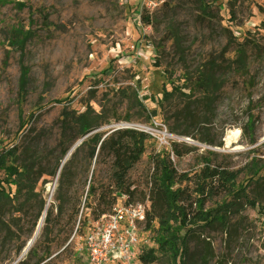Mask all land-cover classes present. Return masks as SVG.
I'll use <instances>...</instances> for the list:
<instances>
[{
  "label": "rangeland",
  "instance_id": "374dc122",
  "mask_svg": "<svg viewBox=\"0 0 264 264\" xmlns=\"http://www.w3.org/2000/svg\"><path fill=\"white\" fill-rule=\"evenodd\" d=\"M260 7L264 0H13L0 9V181L12 164L33 166L41 176L29 198L12 193L0 203V264H90L86 238L97 222L98 195H89V185L108 187L111 171L97 165L96 156L91 162L80 145L124 124L149 136L129 173L134 203H146L154 176L150 156L163 150L189 176L175 188L193 197L206 157L235 174L226 190L206 195L213 222L188 234L182 262L264 264ZM16 30L30 37L24 46L13 44ZM82 114L100 127L79 138ZM13 146H20L15 157L7 154ZM67 180L75 182L69 194L76 191L80 199L72 230L66 217H57ZM116 196L115 205L128 199ZM43 202L53 210L52 223L43 233L44 221L18 261L36 233ZM157 228V222L138 226L134 264H145L140 257L157 249ZM150 264L171 263L163 256Z\"/></svg>",
  "mask_w": 264,
  "mask_h": 264
},
{
  "label": "trees",
  "instance_id": "16d2710c",
  "mask_svg": "<svg viewBox=\"0 0 264 264\" xmlns=\"http://www.w3.org/2000/svg\"><path fill=\"white\" fill-rule=\"evenodd\" d=\"M12 2L13 0H0V9ZM24 6L25 4L21 2L17 3V7L19 8H23ZM260 10L264 14V8L260 7ZM262 28L264 29V22ZM29 38V36L22 35L21 30H16L13 38L15 43L13 44L24 46ZM243 51L241 50L240 52L243 53ZM26 76L27 72L24 69L21 79V90L24 94L26 93L27 85ZM207 81L202 82L201 85L207 86ZM142 108H145L144 105H142ZM152 115L154 116L155 112L150 113V116ZM76 126L79 138L100 127L98 124H91L85 114L77 118ZM110 131L108 135L105 132L90 135L80 145L82 148H87L91 162L96 156V164H104L111 171L108 187L105 185L95 187L92 182L89 185V195H98L97 216L94 221L99 220L101 215L111 212L113 206L116 204V194L118 193L128 197L126 200L127 204L134 203L133 198L136 190L133 189L132 183L129 180V173L145 154V141L149 138L143 131L123 127H111ZM178 147L179 144L175 143L172 148L176 157L181 156ZM19 149L20 146H13L7 154L15 157ZM66 150L63 152L65 153ZM213 154L214 152L212 151L208 152L209 156ZM1 158L0 156V161ZM150 159L154 164V176L147 198L149 209L147 210L144 223L147 229L154 227V223L157 222L158 228L155 236L157 249H151L148 254L141 256L140 259L145 264H150L164 256L171 264H184L182 259L188 234L200 225H210L213 222L212 211L206 208V195L214 197L218 192L226 190L228 185L234 181L235 174L222 165L213 164L212 159L206 157L204 159V166L196 173V187L193 190L195 197H193L190 191L175 188L177 184L189 180V176L180 174L177 171L170 158L169 150H163L154 156H150ZM4 171L6 178L0 181V203L10 201L12 193L14 197L24 196L29 198L34 193L41 177L34 172L36 171L35 167L33 168V166L26 164L21 166H15L14 164L5 165ZM67 183L69 189L60 199L62 203L57 208V217L60 222H62L63 217H66L72 224V230L79 215L80 199L77 197L76 191L69 194L75 182L67 180ZM63 184H65L64 177L60 179V187ZM13 187H15L14 192L12 191ZM41 205L43 208L35 222L37 224L46 211L43 232L45 233L52 223L53 210L45 208V202L41 203ZM252 205L256 206L255 203Z\"/></svg>",
  "mask_w": 264,
  "mask_h": 264
},
{
  "label": "built area",
  "instance_id": "2783aa9c",
  "mask_svg": "<svg viewBox=\"0 0 264 264\" xmlns=\"http://www.w3.org/2000/svg\"><path fill=\"white\" fill-rule=\"evenodd\" d=\"M126 125L129 124L113 127L128 128ZM139 131L146 132L145 129ZM148 209V200L146 203L132 204L125 201L115 205L105 218L97 220L86 238L88 263L108 264L115 261L117 264H134L138 259L135 252L138 243L137 229L145 222Z\"/></svg>",
  "mask_w": 264,
  "mask_h": 264
},
{
  "label": "water",
  "instance_id": "95a60500",
  "mask_svg": "<svg viewBox=\"0 0 264 264\" xmlns=\"http://www.w3.org/2000/svg\"><path fill=\"white\" fill-rule=\"evenodd\" d=\"M74 148H75V147H74ZM74 148L68 153V155H70V153L74 150ZM68 155H67V156H68ZM45 215H46V211L44 212V215H43V217H42V219H41L42 224H41V223L38 224V227H37V230H36V233H35L34 237H33L32 240L29 242L28 246H27L26 249L23 251V253L21 254V256H20V258L18 259V261H19L21 258H23V257L28 253V251H29L30 248L32 247L33 243H34L35 240L37 239V237H38V235H39V233H40L41 227H42V225H43V223H44Z\"/></svg>",
  "mask_w": 264,
  "mask_h": 264
},
{
  "label": "bare ground",
  "instance_id": "6f19581e",
  "mask_svg": "<svg viewBox=\"0 0 264 264\" xmlns=\"http://www.w3.org/2000/svg\"><path fill=\"white\" fill-rule=\"evenodd\" d=\"M43 215H44V214H43ZM42 217H43V216H42ZM41 219H42V218H41ZM41 219L39 220V223H41V224H42V221H41ZM39 223H38V224H39Z\"/></svg>",
  "mask_w": 264,
  "mask_h": 264
}]
</instances>
